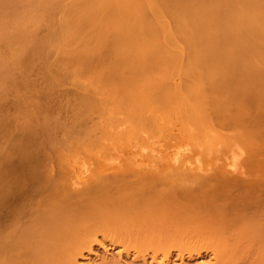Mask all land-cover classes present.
<instances>
[{
	"label": "bare ground",
	"instance_id": "1",
	"mask_svg": "<svg viewBox=\"0 0 264 264\" xmlns=\"http://www.w3.org/2000/svg\"><path fill=\"white\" fill-rule=\"evenodd\" d=\"M70 80L85 93H76L68 125L58 88ZM10 96L14 112L3 107ZM230 130L248 148L241 160L264 144V0H0V264H80L101 236L110 245L143 229L160 237L155 224L198 222L204 208L229 230L264 238V146L252 157L257 167L243 162L254 171L220 170L231 174L215 185L192 166L210 134L215 142L203 144L215 157L231 153ZM96 131L118 152L103 151ZM150 134L176 143L160 161L149 154ZM140 144L148 154L135 152ZM182 224L190 240L195 231ZM117 255L111 264H126ZM167 255L154 264L171 263Z\"/></svg>",
	"mask_w": 264,
	"mask_h": 264
},
{
	"label": "rangeland",
	"instance_id": "2",
	"mask_svg": "<svg viewBox=\"0 0 264 264\" xmlns=\"http://www.w3.org/2000/svg\"><path fill=\"white\" fill-rule=\"evenodd\" d=\"M61 15V14H60ZM59 14L57 15V17H59L60 16ZM54 59H55V57H54ZM91 79V78H90ZM86 80H88V79H86ZM85 80V82L87 83H85V85L86 86H89L92 82H90V84H89V82H87ZM72 83L74 82V81H72V80H70ZM69 83L68 81H66L65 83H66V86L64 85V87H62V85H61V87H59L58 88V91H60L61 92V90H62V92L63 93H59V95H60V101H61V103H62V101H63V103H62V110H61V118L63 119L64 118V121H65V123L67 124L68 123V125H70V122L72 121V115H71V107H72V105H73V103L76 101L74 98H77L76 97V93L78 92V90L80 89V90H82V88H84L82 85L84 84V83H80L79 82V85L77 86V89H76V86H74V85H77L78 84V82L77 83H75V84H72V83ZM81 84V85H80ZM81 86H82V88H81ZM79 87V88H78ZM85 90H82V92L81 91H79V94H83V92H84ZM85 93V92H84ZM75 94V95H74ZM61 95H63V96H61ZM78 96V95H77ZM100 96H104V95H100ZM13 98H14V96H13ZM13 98H11V96H10V100H9V98H7L9 101H7V103L6 102H4L5 104V106H10V104H11V102H12V100L11 99H13ZM6 99V100H7ZM14 100V99H13ZM9 102V103H8ZM13 103H14V101H13ZM3 105V107H4V109L5 110H9V111H11V112H14L13 111V107L14 106H12L13 104H11V106H10V108H11V110H10V108L7 106V108H9V109H7L5 106ZM71 111V112H70ZM101 113H95L94 114V120H93V122H99V121H101L102 120V117H101V115H100ZM71 115V116H70ZM121 117H123V118H121ZM66 118V119H65ZM125 117H124V114H119V119L121 120V122H122V120H125V122L124 123H126V122H128V119H124ZM71 120V121H70ZM68 121V122H67ZM130 122V121H129ZM128 122V123H129ZM218 122V121H217ZM127 123V124H128ZM126 124V125H127ZM130 124V123H129ZM128 124V125H129ZM214 124V123H213ZM217 124H219V123H217ZM216 124V125H217ZM125 124H123V127H125L124 126ZM132 125V124H131ZM170 125H173V124H170ZM215 125V124H214ZM219 127H222L223 128V125L221 126V124L220 125H218ZM217 126V127H218ZM228 126L226 125L225 126V128H224V130H228V128H227ZM126 128V127H125ZM213 128H214V126H213ZM215 129V128H214ZM217 129L218 128H216L215 130L217 131ZM221 131V133H219ZM97 132V133H96ZM96 132H92L91 134H90V136H91V139H92V137H93V139H96V140H100L101 142H102V146L104 147V149H103V151L104 150H106V151H108V152H118L117 151V149H115L116 148V146L118 145V144H116V146L113 144L114 142H113V140L114 139H112L111 137H109L108 135L106 136V134L105 133H107V132H105V133H103V132H100V131H96ZM150 132V131H149ZM149 132L146 134H144V135H147L148 136V134H149ZM219 134H221V136H222V133H224L223 132V130H218L217 131ZM226 132V131H225ZM228 133L229 132H231V130L230 131H227ZM62 133V134H61ZM60 133V131H59V136L61 137H63L64 136V132H61ZM214 134V133H213ZM213 134H210L207 138H205V139H203V140H199L198 142L199 143H197L196 145L198 146V144H199V152H197L198 154V156H195V157H197V158H195L196 159V162L194 163V160H192V166H197V167H199V171H198V173L200 174V175H208V177H206L207 179L206 180H204L205 181V183H211V184H213V185H215V183H216V181L219 179V178H225V177H228L231 173H219L220 172V170H243V171H247V170H249L247 167H249L251 170L250 171H254V168L253 167H257L258 165L260 166V165H262L263 167H264V159L261 157L260 158V154H262V156H264L263 155V153H260L258 156V161L259 162H261V163H255V161L254 160H256V159H254V158H257V157H255V156H257V154H258V152H257V150H256V148H257V145H260L261 144V146L263 145L264 146V144L263 143H260V144H258L257 143V145H256V143H255V141L257 140V138L253 141L254 143H255V145H256V147H255V145H254V150L256 151H253L252 150V148H249V150H252V152H250V154L252 153V155H249L248 153H247V155L248 156H250V157H248L247 155H246V152H245V154L244 155H246L248 158H251L250 160H247L246 158H244L243 157V155L241 156V157H243L242 158V160L240 159V155H241V152L239 153L238 152V150H245V149H243V142H245V140L244 139H242L241 138V136H238V137H233L232 136V132L229 134V136L231 135V142H232V146H234V149H232L233 150V152H232V150H231V153H229L230 152V149H229V152H227V148H225V150H226V154H228V155H225V152H224V150H223V152H224V154H222L221 152H219L220 154H218V151H216L217 153V156L215 157V153L214 152H212V151H215V150H213V148L212 149H209V148H207V146L205 145V144H203V143H205L206 141L207 142H215V140L214 141H211L212 140V138L214 137H212V135ZM217 134V133H216ZM227 134V133H226ZM225 134V135H226ZM150 136H151V134L149 135V142H148V145L150 146L149 148V151H150V155H151V152L153 153V155L157 158V160H161V154L163 153V151L166 149L165 147L167 146V143H171L172 144V141H170V140H167L166 142H165V139H162V140H155V138H153L152 139V137L150 138ZM218 136V135H217ZM61 137V138H62ZM131 137H133V136H131ZM143 137V136H142ZM146 137V136H145ZM219 137V136H218ZM260 137V136H259ZM259 137H258V139H259ZM114 138V137H113ZM139 138V137H138ZM137 138V139H138ZM176 138V137H175ZM224 138V137H223ZM223 138H222V140H223ZM111 139V140H110ZM132 139V138H131ZM135 139V138H134ZM133 139V140H134ZM141 139H143V138H141ZM141 139H139V140H141ZM211 139V140H210ZM221 139V138H220ZM229 139V138H228ZM115 140H116V138H115ZM119 139H117V141H118ZM122 140V139H121ZM133 140L131 141L132 143H130V144H133L134 145V143H133ZM138 140V141H139ZM147 140V138H145L144 139V141L143 142H141V143H145L146 144V141ZM176 140H177V138H176ZM176 140H174L173 139V141H176ZM217 140V139H216ZM262 140L264 141V139L262 138ZM262 140H261V138L258 140V141H261L262 142ZM116 141V142H117ZM124 141H125V139H124ZM127 141V140H126ZM178 141V140H177ZM176 141V142H177ZM218 141V140H217ZM216 141V142H217ZM225 141V140H224ZM227 141V140H226ZM258 141H256V142H258ZM122 142H123V140H122ZM130 142V139H128V143ZM134 142H136V140L134 141ZM222 142V141H221ZM221 142L219 143V145H221ZM138 143H140V142H138ZM138 143H136L137 145H138ZM229 143V142H228ZM125 144V143H124ZM173 144H176L175 142H173ZM172 144V145H173ZM216 144V143H215ZM247 144H249V143H247ZM111 145V146H110ZM147 144H146V146H148ZM169 145V144H168ZM219 145H217V147L219 146ZM139 146V145H138ZM140 146H141V144H140ZM143 146V145H142ZM141 146V147H142ZM197 146H196V148H197ZM216 146V145H215ZM229 146V145H228ZM245 146V145H244ZM249 146H251V145H249ZM261 146L259 147L258 146V148H261ZM62 147H65V148H68L66 145L64 146H61L60 148H62ZM102 147V148H103ZM141 147H138V151L137 150H135V152H140L139 150H141V152H142V150H143V152L142 153H144V152H148L147 151V149H148V147L147 148H145L144 149V147H142V149H141ZM190 145L188 146H186L185 147V145H183V147L181 146V148H180V150L181 151H189L190 152V150L192 151L193 149H192V147H190ZM248 147V146H247ZM119 148V147H118ZM189 148V149H188ZM263 148V149H262ZM261 149V151H264V147H262ZM47 149V150H46ZM46 151H45V153H47V154H50V155H54V154H56V153H54V151H52V149L51 148H47L46 147ZM63 149V148H62ZM69 149V148H68ZM133 149V148H132ZM134 149H136V148H134ZM133 149V150H134ZM183 149H186V150H183ZM216 149V148H215ZM237 149V150H236ZM248 149V148H247ZM246 149V150H247ZM66 150V149H65ZM71 150V151H70ZM96 150V149H95ZM100 150H101V148H100ZM119 150V149H118ZM175 150H179L178 148L177 149H175ZM236 152H235V151ZM248 150V151H249ZM260 149H258V151H259ZM68 151V150H67ZM69 153L70 154H78V153H80L81 152V150L78 152H75L76 150H74V149H69ZM84 151V150H83ZM82 151V152H83ZM222 151V150H221ZM247 151V152H248ZM261 151H259V152H261ZM193 152V151H192ZM235 152V153H234ZM243 152V151H242ZM254 152L255 153H257L256 155L254 154ZM62 153H66V151H64V149H63V152ZM68 153V152H67ZM142 153H140L139 155L141 156V154ZM196 153V152H195ZM84 154H86L85 152H84ZM145 154V153H144ZM148 154V153H147ZM214 154V155H213ZM253 154H254V156H253ZM78 155H80V154H78ZM78 155H76V156H72L74 159H78L79 158V156ZM137 155V154H136ZM81 156V155H80ZM86 156V155H85ZM140 156H138V157H140ZM227 156V157H226ZM238 156H239V158H238ZM245 156V157H246ZM82 157H84V155L82 156ZM223 157H226V158H223ZM252 157H254V158H252ZM117 157H114L113 159L114 160H118V159H116ZM112 159V160H113ZM224 159V160H223ZM241 160V162H242V164H243V162L245 161V160H247V162L249 161L250 163L249 164H253V163H255L256 165L254 166H251V165H247L246 163L245 164H243V165H247V166H243L242 164V166L244 167H241L240 166V162L239 161H237V160ZM254 159V160H253ZM260 159H262L261 161H260ZM114 160L111 162V160L109 161L110 163H108L107 162V165H109V168L110 169H112L113 168V166L111 165L113 162H114ZM121 160V159H120ZM136 160H137V158H136ZM221 160H223V162H221ZM228 160V161H227ZM251 160H253V163H251L252 161ZM88 161V160H87ZM86 161V162H87ZM119 161V160H118ZM121 162V165L123 164L122 163V161H120ZM135 162V161H134ZM256 162H257V160H256ZM191 163V162H190ZM87 164V163H86ZM85 164V165H86ZM120 164V163H119ZM125 164V163H124ZM224 164H226V165H224ZM120 165V166H121ZM224 165V166H223ZM111 166H112V168H111ZM114 166H115V164H114ZM116 166L118 167V164L116 163ZM116 166H115V168H116ZM125 166V165H124ZM262 166H260V168L258 167V169H257V171L259 170V171H263L264 170V168H262ZM122 167H123V165H122ZM121 167V168H122ZM253 169H252V168ZM120 168V167H119ZM245 168H247V170L245 169ZM261 168H262V170H261ZM213 169H216V171H213ZM219 169V170H218ZM256 169H255V171H256ZM113 170V169H112ZM114 170H116V169H114ZM118 170V172H120L119 171V169H117ZM121 170H123V168L121 169ZM249 172V171H248ZM214 188V193L216 192H220L221 190H220V188L218 187V186H215V187H213ZM231 193H233V190L231 191ZM238 192H236L235 194H237ZM219 200H222V199H220V198H218V199H216V202L217 203H220V201ZM216 203V204H217ZM215 204V205H216ZM211 210L210 209H208V208H204V209H201V210H199L198 211V213L199 214H201V218H197L198 219V222H197V220H193V221H196L197 223H194L193 221H191V223L190 222H188L187 221V223H188V225H189V223H190V225L192 224L193 226H188L187 224H182L183 222H181V224L182 225H187V227L186 228H190V227H192V230L193 231H195V232H191V234H193V235H191V234H189L190 233V229L188 230V234L189 235H191L192 237H190V242L187 240V237H189L187 234H184L183 233V231H185V229H183V227L184 226H180L181 224L180 223H176V224H180L179 226H177L176 224H175V222H177L176 220H169L168 221V223L166 222L167 220H165V223L166 224H170L171 222L173 223V225H175V226H173L172 224H170V225H168L169 227H167V225H165L164 227H167V229L168 228H173L174 230H172V233L174 234V232L176 233V236H173V239H170L169 237L167 238L166 236L167 235H172V233L170 232V230H168L169 232H167V233H169V234H167L165 231H166V228H164V227H161V225H158V223L157 224H155L156 226H160V227H158V229L156 228V229H154L153 228V230H157V233L160 231L161 232V230H163V233H166L167 235L165 236V235H163V233H162V235L159 237V235H158V237H157V235L155 234L156 233V231H155V233L153 232L152 233V230L150 231L151 232V235H153V234H155V235H153V236H155V237H153V236H151V237H146L145 238V236H150V232L148 231V230H144L146 233H145V236H143V234H144V231L142 230V231H140V233H136V235H133V236H131V237H129L130 238V240L129 239H127V238H119L118 239V241L117 242H115L114 243V245H110V239H109V237H108V239L107 238H105V240H104V238L101 236L100 237V235L101 234H99V237H100V239H101V242L102 243H105L106 245H108V249H110L111 250V252H109L108 254H105V252H104V250L102 249L103 247H102V245L103 244H101L100 245V243H99V241H100V239L98 240V242L96 243V242H94L93 243V250L92 251H85V253L86 254H84L85 255V257L84 258H79L80 260H79V263L81 264V262H82V264L84 263V264H102V262H104L105 264H111V263H113V262H111V258H108V257H113L114 255L117 257L118 255V253H119V251H121L122 253H123V263H126V264H143L142 262L144 261V257H146V259H148L146 262H148L149 264L152 262V264H154V262L156 263V261H153V259H152V257L154 258V257H156V259H158L159 258V261H162L163 259H164V257H165V254H168L167 256H166V258L165 259H167V257H169V262H171V263H168V264H264V238L262 237L261 238V234H259L258 232H254L253 234H251V233H248V234H246L245 232L243 233L242 231H243V226H237L238 228L240 227H242V231L241 232H239V230H240V228L239 229H237V227H235V229H237V230H229L228 229V227H226L224 224H223V221H222V219L221 218H219V217H216V216H214V215H211ZM159 217H161V216H159ZM174 221V222H173ZM158 222H161L160 220L158 221ZM194 224H193V223ZM227 222H228V224L230 223V220H228L227 219ZM161 223H163V220H162V222ZM165 223H163V224H165ZM185 223V222H184ZM215 223L218 225V227H220L221 225H219V224H223L224 225V227H222L223 229H222V232H224V233H222L221 231H220V233H219V229L218 228H215V227H217L216 225H215ZM163 226V225H162ZM155 227V226H154ZM177 227V228H176ZM159 228H160V230H159ZM164 228V229H163ZM180 229V230H177V229ZM181 228H182V230H181ZM185 228V227H184ZM225 228V229H224ZM234 228V227H233ZM165 230V231H164ZM180 231L179 232V234L181 233H183L184 235H185V238H183L182 239V237L181 236H184L183 234L181 235H179L178 236V232L177 231ZM216 230H218V231H216ZM174 231V232H173ZM148 232H149V235H148ZM186 232V231H185ZM216 232H218V234L219 235H217V233ZM226 232V233H225ZM257 233V234H256ZM161 234V233H160ZM216 234V235H215ZM220 234L223 236H220ZM259 234V235H258ZM169 235V236H170ZM175 235V234H174ZM259 236H260V239H259ZM142 237H143V239H142ZM157 237V238H156ZM171 237V236H170ZM175 237H177V239L175 238ZM148 238H150V239H148ZM175 238V239H174ZM184 240V239H186V242L184 243H182V240ZM262 239V240H261ZM181 241V242H180ZM188 241V242H187ZM262 241V242H261ZM112 242V241H111ZM110 245V246H109ZM105 246V245H104ZM168 252V253H167ZM129 253V254H128ZM106 256V257H104V256ZM137 255L139 256V257H137ZM156 255V256H155ZM88 256V257H87ZM114 256V257H115ZM129 258H128V257ZM83 257V256H82ZM116 257H115V260H116ZM136 257V258H135ZM106 258V259H105ZM182 258H184V261L183 262H181V259ZM110 259V260H109ZM134 259V260H133ZM105 260L106 261H110L109 263H106L105 262ZM117 260H119V258H117ZM86 261V262H85ZM112 261H114V259L112 260ZM126 261V262H125ZM131 261H133L132 263H131ZM164 261V260H163ZM118 262V261H117ZM117 262H116V264H117ZM147 263V264H148ZM144 264H146V263H144Z\"/></svg>",
	"mask_w": 264,
	"mask_h": 264
}]
</instances>
